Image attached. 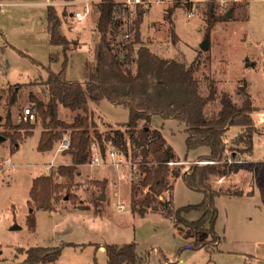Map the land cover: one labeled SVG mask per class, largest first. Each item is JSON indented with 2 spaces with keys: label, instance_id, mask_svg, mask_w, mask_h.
<instances>
[{
  "label": "rangeland",
  "instance_id": "rangeland-1",
  "mask_svg": "<svg viewBox=\"0 0 264 264\" xmlns=\"http://www.w3.org/2000/svg\"><path fill=\"white\" fill-rule=\"evenodd\" d=\"M32 1L36 0L16 1L15 4L21 3V6L0 5V136L4 134L3 125L6 121L10 86L22 85L20 100L13 108L14 122H36L34 134L28 136L11 157L15 166L10 171L0 172V264H29L25 262L27 257L25 249L31 246L56 247L66 242L81 245L64 246L58 260L60 264H95V258L100 264H108L106 245L129 242L136 243L140 254L150 256L148 264H264V201L261 192L262 179L264 182V0H244L242 1L244 6L238 7L234 14L228 10L226 12L228 19L215 25L210 40L206 37V1L196 4L192 17L188 16V6L179 2L174 17L180 40L177 44L175 42V45L172 44L174 41L169 34L168 23L163 13L169 5L176 3V0L165 3V8L164 4L153 5L152 15L159 20L149 23L146 17L143 24L145 33L142 34V39H146L150 34L156 43L165 46L163 50H159L166 56L184 55L186 61L191 62L196 57L195 50L202 47L203 54L200 58L203 62L198 74L212 77L219 92H228L238 103L240 99L237 91L239 88H245L257 108L252 114L257 126L253 153H244L241 147H233L231 144V148H237L239 153L235 158L231 156L230 150L228 159L230 164L236 165L231 168L229 175L216 178L215 183L216 186L230 185L242 178H246V183H249L254 177L255 194L217 196L215 204L218 216L215 229L222 237V241L212 247L198 250L189 246L192 239L178 231L172 218L159 212L153 213L152 210L143 216L132 211L131 183L141 180L139 173H136L137 167H134L131 160L121 152L117 154V158L123 161L121 165L103 163L101 157L110 160L108 151L114 148L108 144L103 153L98 142L94 145V152L100 157L101 163L82 164L83 174H77V186L72 188V192L79 198H84L83 201L90 206V202L96 205L99 201L104 205L101 211L79 210L67 198L58 204L62 212L49 213L37 210L36 230L29 228L27 220L32 209L29 199L33 178L48 173L40 164L50 162L54 158L59 162L57 168L62 164L60 162H63L62 154L72 156L67 150L54 153L59 140L49 153L40 151L37 146L39 137L36 134L43 127L42 120L34 108L35 102L30 91L33 90L43 101L47 100V96L44 92L38 91L40 85L28 83L40 82L41 79L48 77L50 55L61 52L62 47L50 43L46 15L42 14L44 6L34 5ZM53 2H56V6H52L57 7L61 14L64 7L68 12L76 10L75 0H70L66 6L60 4L64 2L63 0ZM224 10H226L224 6L217 8L219 13ZM6 13L8 15L5 17ZM96 15L94 11L91 17L82 20L62 15L63 29L65 21L69 27H65L66 30L63 31L68 33L71 41L80 44L69 52L68 74L71 79L84 81L89 76L90 63L94 57L92 48L97 37V33L92 30ZM133 15L135 13L131 11L130 16ZM124 16L129 18L127 13ZM119 26L120 31L113 35V42L118 51L125 50L123 42L129 40L125 36L127 25ZM68 31H76L79 34L72 35ZM25 52L38 59L41 64L33 63ZM51 65L58 71L62 64L54 62ZM27 108L34 110L31 109L34 117H31L30 111V116L25 118ZM91 110L99 130L104 134L119 128L121 123L130 119L127 108L112 104L108 100L92 104ZM76 115L77 112L61 108L60 116L69 123L74 121ZM152 123L163 132L180 158L178 164L171 163L172 167L183 163L184 169H188L190 164L198 161L197 155L210 151L207 146L195 150L188 149L185 123L172 118L163 119L159 115L153 116ZM241 131L240 127H231L227 135L236 136ZM12 151L10 139L0 144V158L13 153ZM37 163L39 165H36ZM103 179L107 180L106 184L113 181V184H109V190L102 187L104 182L100 181ZM95 180H100V183L95 184ZM93 186H97L96 194L104 195L103 199L96 198L91 193ZM147 190L148 187L145 192ZM63 193L66 194V190ZM165 197L168 198L167 193ZM203 199L204 193L189 187L183 176L175 180L173 192L175 208L198 204ZM120 202L125 204L124 209L120 208ZM185 215L189 219H197L201 212L193 210Z\"/></svg>",
  "mask_w": 264,
  "mask_h": 264
},
{
  "label": "trees",
  "instance_id": "trees-1",
  "mask_svg": "<svg viewBox=\"0 0 264 264\" xmlns=\"http://www.w3.org/2000/svg\"><path fill=\"white\" fill-rule=\"evenodd\" d=\"M124 1L99 0L94 5L97 19L95 18L93 31L97 33V37L92 48L94 57L90 63L89 76L84 81L69 78V52L78 42L71 41L63 31L62 14L54 6L48 8L47 28L50 43L62 47L61 52L51 53V64L60 62L62 65L57 71L50 64L47 67L48 77L41 79L40 82L28 83L40 85L38 91L44 92L47 96V100L43 101L33 90L30 91L35 102L34 108L42 120L43 127L38 149L52 150L63 133L71 130L72 146L67 152L71 153L72 159L70 163H62L57 168L55 165L51 171L47 170L48 173L33 178L29 199L32 209L28 215V226L35 231L36 211H58L60 201L67 198L77 208H90L72 192V188L77 186L79 166L91 162L95 157L94 145L98 142L103 153L108 144H111L136 164L141 180L132 182L133 212L141 216L148 210L160 212L174 220L182 235L192 239L189 245L192 249L212 247L222 241V237L215 229L218 216L216 197L255 194L254 177L249 183H246V178L230 185L216 186L215 183L216 178L229 175L231 168L236 165L230 164L228 159L230 150L232 157L236 158L239 153L237 148H231V144L233 147H241L244 153H253L257 126L252 114L257 108L245 88H239L237 91L240 99L238 103L228 92L220 93L212 77L198 74L203 62L200 58L203 54L202 47L196 49V57L187 62L184 55L175 57L161 53L159 49L163 50L165 46H160L148 34L149 26L147 38L142 39V34L145 33L143 24L151 8L156 4L147 7L139 3L126 8L123 6ZM179 2L181 1L176 0V3L169 5L164 12L169 34L174 41L172 44L175 42L177 44L180 40L174 17ZM165 3L172 2L158 4H164L165 8ZM206 3V37L209 40L215 25L228 19L226 14L228 10L234 14L238 7L244 6L242 1H233L224 6L226 10L222 11L223 13H219L217 8L223 7L220 3L216 0H208ZM187 6L192 9V5ZM131 11L135 13L132 17ZM126 13L129 18L124 16ZM120 24L127 25L125 34H128L129 40L123 42L125 50L118 51L113 42V35L120 31ZM152 27L154 28L155 24ZM24 54L28 55L33 63L41 64L28 53ZM21 94L22 85L10 86L6 121L3 125L4 139L11 140L13 153L28 136L34 134L36 127V122L15 123L13 120V108L18 104ZM103 100L123 106L130 112V119L108 134L99 130L91 110L92 104H100ZM62 107L77 112L72 123L60 116ZM154 115L185 123L188 149L195 150L207 146L210 148L209 153L201 155L188 169H184L183 163L172 167L171 163L178 164L180 158L163 132L154 127L152 123ZM233 126L240 127L242 131L231 137L228 136V131ZM2 141L0 139V143ZM178 176H183L192 189L204 193L202 202L175 208L172 181ZM99 181L95 180L94 183L104 182L102 184L104 188L107 180ZM146 187L148 190L145 192ZM64 190L66 194L63 193ZM261 192L264 201L263 179ZM166 193L168 198L165 197ZM96 210L100 211L99 208ZM193 210L201 212L200 217L187 218L185 213ZM72 245L81 244L66 242L56 247L31 246L24 250L27 252L25 262L60 264L58 260L64 246ZM106 253L108 264H148L150 258L149 255L137 251L135 242L107 244ZM94 262L100 264L97 258Z\"/></svg>",
  "mask_w": 264,
  "mask_h": 264
},
{
  "label": "built area",
  "instance_id": "built-area-1",
  "mask_svg": "<svg viewBox=\"0 0 264 264\" xmlns=\"http://www.w3.org/2000/svg\"><path fill=\"white\" fill-rule=\"evenodd\" d=\"M169 1H171V0H125L123 3V6H125L126 8H131L134 5L140 3V4H145L147 7H149L150 5H153V4L169 2ZM180 1L184 4H190V6L192 5V9L189 8V13H188V16L192 17L195 13L193 8L196 6V4H198L199 2L208 1V0H180ZM216 1L218 3H220L222 6H225V5H227L233 1L234 2H241L244 0H216ZM75 2H76V4H79V6L81 4L82 5H81L80 9L74 10L72 12V15L74 17H77L79 20H82L83 18L88 17L92 11L94 0H75ZM64 3L68 4V3H70V0H67ZM2 4L3 3L0 2V5H2ZM125 36L127 38L128 34L126 33ZM30 111H31V117L35 116L34 112H32V110H31V108H27V114H24L26 119L28 118V116H30V114H29ZM71 146H72V133H71V131H66L63 133V136L59 141L58 150L59 151H65V150H68L69 148H71ZM108 153H109L110 160H105L103 157H101L102 160H104L103 163H111L114 165H121L123 163L121 158H117L118 151L116 149H111L108 151ZM91 162H92V164L101 163L100 157L98 156V154L95 155V157L92 159ZM132 165H134V167H137L136 164H133V162H132ZM13 166H15V163L13 162L10 155H7V156L0 158V172L1 171H10ZM54 166H55L54 162L48 164L47 170L51 171ZM136 173H137V171H136Z\"/></svg>",
  "mask_w": 264,
  "mask_h": 264
},
{
  "label": "crops",
  "instance_id": "crops-1",
  "mask_svg": "<svg viewBox=\"0 0 264 264\" xmlns=\"http://www.w3.org/2000/svg\"><path fill=\"white\" fill-rule=\"evenodd\" d=\"M16 1H19V0H0V2H2L3 4H2V6L5 4V5H11V6H21V3L20 4H15L16 3ZM21 1V0H20ZM58 1V0H57ZM64 2L65 1H67V0H63ZM99 0H94V2H93V7H92V12H91V14H90V17H91V15H92V13H94V5L98 2ZM117 1H120V0H117ZM64 2H62V3H60V4H62L63 6H66L65 5V3ZM32 4H34V5H43L44 6V11H43V16H44V14L46 15V24H47V17H48V8H49V6H52V5H55L56 4V2H53V0H36V1H32L31 2ZM158 4V3H157ZM82 5V4H81ZM81 5L79 6V4H77L76 6H78V7H76L75 6V8L77 9H80L81 8ZM187 5V4H186ZM56 6V5H55ZM70 7V6H69ZM74 7V6H73ZM56 9H57V7H56ZM152 9H153V7L151 8V11H150V13L147 15V18L149 19V23H155L157 20H159V19H156L155 18V16H153L152 15ZM1 11V10H0ZM12 10H10V12H11ZM9 12V13H10ZM63 13H64V15H68L69 17H74L73 15H72V12L70 11V12H68V10H66L65 9V7L63 8V11H62ZM63 13H62V15H63ZM8 15V13H6V15H5V17ZM163 16H164V13H163ZM163 16H162V18H163ZM89 18V17H88ZM88 18H86V19H88ZM162 18H160V19H162ZM79 20V19H78ZM66 22L67 21H65V23H64V29H65V27L66 28H69L68 27V25L66 24ZM48 29V28H47ZM46 29V30H47ZM66 30V29H65ZM93 30V29H92ZM67 32V31H66ZM69 33H71L72 35H74L75 33H77V34H79V32H72V31H68ZM49 33V32H48ZM68 34V33H67ZM69 36V35H68ZM6 37V36H5ZM49 41H50V35H49ZM81 44H83V43H81ZM70 78V77H69ZM73 79H76V78H73ZM86 80V79H85ZM156 127V126H155ZM233 127H235V126H233ZM158 128V127H157ZM43 129V128H42ZM42 129H40L39 130V132H37V134H36V136H38L39 137V140H40V137H41V132H42ZM235 129V128H234ZM233 131H235V130H233ZM1 136H3V135H1ZM166 137V136H165ZM231 137H234V135L233 136H231ZM3 138H4V136H3ZM2 138V142H4L5 140H7V139H3ZM1 142V143H2ZM0 143V144H1ZM38 144H39V142L37 143V146H38ZM58 145H59V143H58ZM37 146H36V148H37ZM113 148V147H112ZM115 149V148H114ZM19 150V149H18ZM17 150V151H18ZM53 150V149H52ZM52 150H50V151H46V153H49V152H52ZM117 150V149H116ZM16 151V152H17ZM118 151V150H117ZM37 152H39L38 150H37ZM59 152H61V151H59L58 150V146L56 147V152L54 151V153L55 154H57V153H59ZM119 152V151H118ZM44 153V152H43ZM209 153V152H208ZM208 153H204V154H208ZM62 154V153H61ZM248 154H252V153H248ZM247 154V155H248ZM5 155V154H4ZM7 155H10L11 157H13V155H14V153H8V154H6L5 156H7ZM95 155H97V153L95 154ZM201 155H203V154H201ZM201 155H197V157L199 156H201ZM56 156V155H55ZM4 157V156H3ZM62 158H63V162H60V163H70L71 162V159H72V156L70 157H67L66 156V154H62ZM127 158V157H126ZM128 159V158H127ZM249 161H251V160H249ZM55 163V165H57V164H59V162H57L54 158L50 161V162H46V163H42V164H40V166H42V167H44V170H46L47 171V165L48 164H50V163ZM36 165H39L38 163L36 164ZM81 166V165H80ZM79 171V170H78ZM80 173H81V175L83 174V169H82V166H81V170L77 173L78 175H80ZM178 177H180V176H178ZM177 177V178H178ZM115 178V176H113L112 177V179H113V181L115 180L114 179ZM175 178V177H174ZM177 178H175L173 181H172V184H173V186H174V182H175V180L177 179ZM113 181H111L110 183H112L113 184ZM133 182V181H132ZM109 183V184H110ZM109 184H106V186L104 187V188H108V190L110 189V187H109ZM100 186H98V188H99ZM131 187H132V183H131ZM96 190H97V186H93V188L91 189V193L96 197V198H101V199H103L104 198V195H98V194H96ZM173 192H174V188H173ZM117 193V192H116ZM132 194V193H131ZM92 199V198H91ZM82 201L84 200V198H82L81 199ZM84 202V201H83ZM85 203V202H84ZM86 204V203H85ZM90 204H91V206L89 205V204H86V205H88L90 208H87V209H85V210H89V209H94V210H96V208H99V210L101 211V209L103 208V204H100V202L98 201L97 202V204L95 205V203L93 204L92 202H90ZM122 205V206H121ZM96 206V207H95ZM102 206V207H101ZM119 206H120V208L121 209H124L125 208V204H123L122 202H120V204H119ZM77 209H79V210H84V209H81V208H77ZM58 211H60V210H58ZM63 210H61L60 212H62ZM133 211V210H132ZM151 210H149L147 213H149ZM48 212V211H47ZM53 212H56V211H52V212H49V213H53ZM153 213H155V212H153ZM160 213V212H159ZM162 214V213H161ZM143 216V215H142ZM179 231V230H178ZM73 243H75V242H73ZM79 244H81V243H79ZM149 261H150V258H149Z\"/></svg>",
  "mask_w": 264,
  "mask_h": 264
},
{
  "label": "water",
  "instance_id": "water-1",
  "mask_svg": "<svg viewBox=\"0 0 264 264\" xmlns=\"http://www.w3.org/2000/svg\"><path fill=\"white\" fill-rule=\"evenodd\" d=\"M207 46V45H206ZM206 46H203V47H206ZM3 138V136H0V139H2ZM4 139V138H3ZM19 228V227H18Z\"/></svg>",
  "mask_w": 264,
  "mask_h": 264
}]
</instances>
